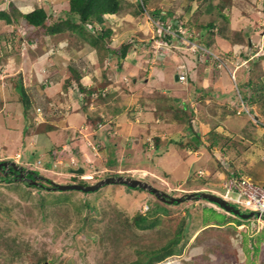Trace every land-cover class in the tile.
<instances>
[{"label": "rangeland", "instance_id": "obj_1", "mask_svg": "<svg viewBox=\"0 0 264 264\" xmlns=\"http://www.w3.org/2000/svg\"><path fill=\"white\" fill-rule=\"evenodd\" d=\"M137 1L122 0L120 10L104 22L110 29L104 46L127 43L126 63L144 71L138 76L143 78L133 82L128 71L125 79L115 75L122 63L109 58L104 47L97 48L70 31L43 34L25 25L19 14L42 6L52 11L54 19L65 11L68 0H0V10L17 17L11 23L0 18V161L15 162L23 174L38 172L34 186L25 180L0 179V264H130L144 261L147 252L165 245L180 228L175 252L163 257L167 264H264V214L257 218V212L219 195L227 179L226 167L236 176L264 183V0H230V4L226 0H147L142 11ZM154 8L160 14L169 10L174 17L186 15L187 28L181 30L206 45L209 53L200 49L193 53L188 44H165L157 38V26L162 25L160 17L149 13ZM207 22L213 24L210 32L195 27ZM211 52L223 64L218 66ZM170 55L175 57L169 59ZM178 55L185 57L183 63ZM103 64L107 67L100 70ZM184 65L189 69H182ZM72 69L79 77H90L95 87L107 76L115 82L113 105L99 99L91 109L109 110L108 117L102 111V130L88 126L82 131L71 119L78 121L85 113L73 114L70 97V108L62 105L61 112L55 98L51 101L48 96L51 86L59 91L70 85L79 88ZM181 69L184 81L175 79ZM154 70L162 74L155 75ZM69 76L71 82L66 83ZM97 76L105 78L100 81ZM202 77L211 80L210 85L220 81L221 90L201 91L193 86ZM20 81L27 108L18 90ZM141 84L146 86V97L140 87L136 92L132 87L134 96H139L132 108V92L127 88ZM189 87L192 91L196 87L197 94L214 93L209 102L217 103L201 107L197 99L204 98L197 94L193 101L189 96L182 99ZM174 95L180 99L174 100ZM156 101V110L161 111L152 120L144 112L149 108L154 112ZM116 106L124 110L119 130L113 125L116 118L110 117ZM62 116L67 125L52 139L61 143L49 146L51 136L46 135L52 128L39 123ZM203 116L211 118L206 121ZM146 119L152 125L147 126ZM123 122L130 125L129 133ZM194 132L198 137L190 138ZM180 140L190 144L180 145ZM79 167L83 173H74ZM113 175L138 178L170 196L212 192L238 212L205 197L168 203L145 189L120 183L88 192L48 189L47 180L93 184ZM139 214L147 216L152 226L137 228L133 218Z\"/></svg>", "mask_w": 264, "mask_h": 264}, {"label": "trees", "instance_id": "obj_2", "mask_svg": "<svg viewBox=\"0 0 264 264\" xmlns=\"http://www.w3.org/2000/svg\"><path fill=\"white\" fill-rule=\"evenodd\" d=\"M199 1V0H197ZM230 0H226L225 3H229ZM122 0H68L67 6L65 8V11H61V14L56 15V17L52 18V11H47L46 8L42 6H36L32 10L28 12H20V16H22V19L25 23V25L30 26L32 29H38V31L42 32L43 34H47L49 36H57L61 33H66L67 31H70L71 33H74L78 37H81L83 39H87L91 45L95 47H104V51L108 53L109 58L115 59V61L118 64H121L122 61L125 59L126 53H127V47L128 44H120L118 48L112 47V46H104L105 44V38L109 36L110 29L106 27L105 21L107 15L115 14L117 13L121 8ZM145 3L147 4V0H138L137 6L139 9L144 10ZM230 4V3H229ZM228 6V5H227ZM188 8V7H187ZM187 11V10H186ZM189 11V10H188ZM160 10L158 8H154L149 11L151 16L154 18L157 17L161 19L160 24L162 26H157V34L156 37H161L162 40L167 44H178L179 46H183L184 44H187V42L182 41L179 39L178 36H175L165 30L164 27L169 25L170 30L177 31L178 28L181 26L183 28H187L186 22L187 18L186 15L182 16H173L174 14L167 10L165 14H160ZM64 15V16H63ZM161 15V16H160ZM0 18L5 21V23H11L13 20H17V17L12 13L7 12V10L3 9L0 10ZM191 24V23H189ZM95 25H99V28L97 29ZM212 22H207L206 24L201 25H195V27L200 28H210L212 26ZM37 31V30H36ZM211 30L209 29V32ZM86 32H91V36H87ZM95 33V34H93ZM190 37H192L190 35ZM201 45V44H200ZM206 47V45H201ZM121 66V65H119ZM73 73L75 74L74 79H76V82L79 86V88L87 89L86 92L88 95H92V92H96L99 99L104 98V92L102 89L106 86L107 80H104L102 83H98L95 85H91L89 88H86L79 82V75L78 73L72 69ZM72 76V75H71ZM73 77V76H72ZM105 78V77H104ZM71 77L69 76L66 79V83H70ZM250 83V81H248ZM18 90L20 92L22 102L24 106L27 108L29 105L28 98L25 95V91L22 88V82L18 84ZM106 94V93H105ZM82 98L85 100L86 104L89 102L91 96L82 95ZM158 102H155V105ZM250 105V102L248 103ZM84 106V104H83ZM159 105H156L158 109ZM171 109L177 110L178 108L172 107ZM183 111L186 113V109H184V106H182ZM161 111V110H159ZM158 110H155L154 114H156L155 117L158 118ZM178 117V113H176ZM181 116V115H180ZM179 116V117H180ZM253 117H256L257 120L258 117L255 115H251ZM177 117L172 116L173 119H176ZM103 118L99 116H92L91 114L86 115V122L91 123L95 128H98L97 126H102L101 121ZM45 121V120H44ZM260 121V120H259ZM46 123L45 125L48 126V128H53L54 125L50 122H40L39 124ZM262 123V122H261ZM38 124V125H39ZM264 125V123H263ZM109 127L113 126L111 123L108 125ZM187 127L191 128V125L189 124ZM192 129V128H191ZM193 130V129H192ZM196 132V131H195ZM189 135V137L197 136V134ZM158 138H156L157 142ZM182 141V142H180ZM180 145H189L190 143L188 141L180 140ZM193 147H198V143L192 144ZM53 155L54 153L51 152ZM8 161V160H7ZM20 167V166H19ZM22 170L23 168L20 167ZM229 168H225L227 172V176H234L237 175L236 171L228 170ZM0 179L6 180V181H12V180H25L26 182H30L29 180H34L35 174H37V171H30L28 170L24 177L20 178L18 177V171L13 170L12 166L8 167H0ZM50 184V180H47ZM33 186L35 184L30 183ZM39 185V184H38ZM40 186V185H39ZM41 187V186H40ZM48 189H54V188H48ZM198 193V192H193ZM213 202V201H212ZM134 225L137 228H146L147 226H152V222H150L147 218V216L139 214V216H136L133 218ZM241 222H238V224ZM181 228L177 230L176 237L172 238L169 242H167L165 245L159 247L158 249H153L151 252L146 253V259L144 261L142 260H136L130 264H152L154 261H160L163 259V257L172 254L175 252V246L179 240L178 237H180Z\"/></svg>", "mask_w": 264, "mask_h": 264}, {"label": "crops", "instance_id": "obj_3", "mask_svg": "<svg viewBox=\"0 0 264 264\" xmlns=\"http://www.w3.org/2000/svg\"><path fill=\"white\" fill-rule=\"evenodd\" d=\"M201 30V29H200ZM214 35V34H213ZM215 41V40H214ZM211 46V45H210ZM136 55L137 54H135V57H136ZM198 54H196V56H197ZM172 57H175L174 55H170V58L169 59H172ZM178 57H179V60H180V62L181 63H183L182 61H183V59L185 58L184 56H179L178 55ZM126 59V58H125ZM125 59L122 61V64H121V66H117L116 67V69L118 70V72H114L115 73V75L116 76H118V75H120V76H124V79L126 78V72L128 73V74H132L133 76L131 77L132 79H133V82H137L138 81V79H141V78H143V77H138V76H141V74L143 75V73H144V71L143 70H139L140 68H136V66H133V65H131V63H126V61H125ZM105 60H107V59H105ZM104 60V61H105ZM182 60V61H181ZM113 61H115V59L113 60ZM112 61V62H113ZM107 63H111V61H109V60H107ZM130 64V65H129ZM112 65H114L113 63H112ZM101 66V65H100ZM138 66V65H137ZM107 66H104V64H103V66H101L100 67V70H101V68H102V70H105V68H106ZM152 67V66H151ZM182 69H186V70H188L189 69V66L188 65H184V67L182 68ZM182 69H181V71H182ZM113 71V69L110 71V72H112ZM155 71V70H154ZM156 73H155V75L156 74H159V75H161L162 73L160 72V71H155ZM106 74H107V72H106ZM134 74H136V75H134ZM146 75V74H145ZM98 77V76H97ZM98 79H99V77H98ZM104 78H100L99 80L100 81H102ZM106 79L108 80V82L106 83V86L102 89V91L104 92V100H108V103H110V104H112L113 103V97L114 98H116L117 97V92H115L116 90H112V86H113V83H115V82H113L112 81V79L110 78V77H106ZM208 79V78H207ZM210 79V78H209ZM144 80L146 81V85H147V82H148V78L146 77V78H144ZM217 79H215V80H213L212 82H213V84H211L210 85V82H211V80H206L205 78H201L197 83H193L194 85L193 86H196V87H200V89L199 90H209V89H211L212 88V90L214 89V88H216V89H219V90H221L220 88V86H219V84H218V82H220V81H216ZM79 82L83 85V86H85L86 88H89L91 85H93V80H90V77H82V74L80 75V77H79ZM139 82V81H138ZM123 85V84H122ZM128 85V84H127ZM71 88V89H67V88ZM125 87V86H124ZM132 87H134V89L132 88ZM141 88V91L142 90H144V92H143V96L144 97H146V91H145V89H146V86L145 85H143V84H141L140 86L139 85H133V86H128V90H130L131 92L134 90L135 91V89H140ZM148 87H150V86H148ZM190 87H191V85H190ZM188 88L187 89V91H186V94H184L183 96H182V99H183V97L184 98H186L187 96H189L190 98H192V99H190L191 101H193L194 99H193V97H196L195 95L197 94V89H196V87L194 88L195 90H193L192 91V88ZM206 87H208V89H205ZM55 88V86L53 87V86H51V87H49V90H48V96L50 97V99H51V101L55 98V100H56V107H58V105L59 106H61V112L63 111V106L62 105H66L67 104V107L68 108H70V105L68 104V100H67V98L68 97H70L69 98V100L72 102V103H74V104H72V105H75V108H74V110L72 111L73 112V114H75V113H77L78 115H80V113L79 112H81L80 110H82V114L84 115V113H85V116H83V118L81 119V118H76L78 121H76L75 120V117L73 116L72 117V119H71V121H72V123L73 124H75L76 125V127H78L77 125H79V129H80V126L83 128V130L82 131H84V130H86V129H89L88 128V126H90L91 128H93V130H94V126L93 125H91L90 123H87L86 122V115L87 114H91L92 116H99V117H101V118H103L104 116L105 117H108V112H109V110L108 109H106V108H104V109H102V110H98V108H94L93 110H91L93 107H94V100H99V98L98 97H96L97 96V93L96 92H92V95H88V93L86 92V90L87 89H82V88H76V87H74V85H70V86H68L65 90H62V91H59V90H55L54 89ZM114 88V87H113ZM116 89H118V88H116ZM133 89V90H132ZM150 89L151 90H153L151 87H150ZM161 89V91L164 93V89H163V86L160 88ZM156 90V89H155ZM138 91H140V90H138ZM137 91V92H138ZM136 92V91H135ZM135 92H132L131 94H132V100L134 101L132 104H131V107L133 108V107H135L134 105L136 104L135 102H138L139 101V96H134L135 95ZM152 92V91H151ZM106 93V94H105ZM119 93V92H118ZM64 94H65V96H64ZM87 95V96H91V98H90V100H89V102L86 104V102H85V100L82 98V95ZM214 93H209V92H203V93H201V94H197V95H202V97L204 98L203 100L205 101H202V99H197V100H200L199 101V105L202 107V105H204V103H208L209 102V100H213V98H214V95H213ZM67 95H68V97H67ZM150 95V94H149ZM191 95V96H190ZM66 98V100H65V98ZM110 97H112V98H110ZM150 97H152V96H149V98ZM173 98H174V100H178V99H180V97H179V95H174V96H172ZM53 98V99H52ZM141 98V97H140ZM143 98V97H142ZM49 99V100H50ZM196 99V98H195ZM102 100V99H101ZM217 101V100H216ZM54 103V102H53ZM52 103V104H53ZM54 103V104H55ZM194 103V102H193ZM209 103H211V102H209ZM215 103H217V102H213V103H211V104H215ZM83 104H84V106H83ZM113 105V104H112ZM207 105V104H206ZM199 106V107H200ZM55 107V106H54ZM55 107V108H56ZM198 106L196 105V108H197ZM67 108V109H68ZM108 108H110L111 109V107H108ZM149 108V107H148ZM113 109V111H117V112H115L114 113V115L112 116H110L111 117V121H113V119L114 118H116V123H114L113 125H114V127L116 126V128H118V130H119V127H118V125H120V120L121 119H119L121 116L123 117V108L122 107H118L117 108V106L116 107H113L112 108ZM118 109V110H117ZM152 109H155L156 110V105L154 106V107H152ZM151 109L149 108L147 111H145L144 112V114H147V115H149V117H150V119H156L155 118V115H154V112L153 111H150ZM200 110V109H199ZM97 111V112H96ZM102 111H104L106 114L104 115L103 113H102ZM112 111V112H113ZM99 112H101L100 114H99ZM111 112V113H112ZM108 114V115H107ZM113 114V113H112ZM104 115V116H103ZM154 115V116H153ZM207 117V116H206ZM208 118H211V117H208ZM208 118L207 119H205L204 118V116H203V120L205 119L206 121L208 120ZM81 119V120H80ZM147 120L146 119V123L145 124H147V126L148 125H152V120ZM61 120H62V122H61ZM69 120V119H68ZM110 120V119H109ZM119 120V121H118ZM46 122H50V123H52V125H54V128H52L51 130H49L48 131V133H47V137H50L51 136V142H50V144H49V146H51V144H58V143H61V141L59 142L58 141V139H57V141L56 142H52V139H54L55 137H57V135H56V133L58 132V131H60L61 130V127H63V126H65V125H67V121H66V119H65V117H57L56 119H52V120H50V121H46ZM109 122V121H108ZM59 123L60 124H62L61 126H60V128L59 127H57L58 125H59ZM111 123V122H110ZM125 124V126H123L122 128L124 129V130H126V132L127 133H129V127H130V125L127 123V122H123V125ZM44 126V125H43ZM84 126H86L85 127V129H84ZM98 128H96V129H101L102 127L101 126H97ZM59 128V129H58ZM128 129V130H127ZM102 130V129H101ZM99 133H101V131H99ZM126 133V134H127ZM102 134V133H101ZM32 136H34V135H32ZM53 137V138H52ZM33 145V144H32Z\"/></svg>", "mask_w": 264, "mask_h": 264}, {"label": "built area", "instance_id": "obj_4", "mask_svg": "<svg viewBox=\"0 0 264 264\" xmlns=\"http://www.w3.org/2000/svg\"><path fill=\"white\" fill-rule=\"evenodd\" d=\"M164 28L171 34L178 36L182 41L187 42V48L192 50L193 53L198 49L204 50L205 53L207 52V54L209 53L208 49L194 42L189 34L184 33L181 30L183 27L180 26L177 31L170 30L169 25ZM211 55L213 58L219 61L218 66L223 64L217 54L211 52ZM177 79L179 81H184L185 70H182L178 73ZM226 178L227 179L224 181V184L221 186L223 192L219 195L231 203L242 205L245 208L257 212V218H261V216L264 214V183L259 184L246 175L227 176ZM158 262V264H161V262H164L162 264L168 263L163 260Z\"/></svg>", "mask_w": 264, "mask_h": 264}, {"label": "water", "instance_id": "obj_5", "mask_svg": "<svg viewBox=\"0 0 264 264\" xmlns=\"http://www.w3.org/2000/svg\"><path fill=\"white\" fill-rule=\"evenodd\" d=\"M175 79H177V74H175ZM8 166H12L13 170H17L18 171V177L22 178L25 176V174H23V170L17 165L15 164V162L13 161H0V167H8ZM74 173L77 174H82L83 173V168L79 167L78 169L73 170ZM30 182H32L33 184L36 183V181L34 180H30ZM109 183H120V184H124L127 186H137L140 187L141 189H145L147 191H149L150 193L154 194L155 196H157L160 200L168 202V203H172V202H180L182 201L184 198H194L195 196L197 197H205L208 198L209 200L216 202L218 204H220L222 207H224L226 210H229L231 212H238L237 209H235L231 204H229L226 200L222 199L218 194H214L212 192H207V191H196L198 192L196 193H187L185 195H183L182 197H177V196H170L168 195L166 192L161 191L160 189L150 185L149 183L140 180L138 178H131V177H124L122 175H116V176H107L103 179H100L98 181H96L93 184H83V183H57L55 181L50 180V188H54L57 190H69V189H77V190H82V191H94L97 190L99 187L105 185V184H109ZM250 215H253V212L250 213ZM41 264H49L47 261L42 262Z\"/></svg>", "mask_w": 264, "mask_h": 264}, {"label": "clouds", "instance_id": "obj_6", "mask_svg": "<svg viewBox=\"0 0 264 264\" xmlns=\"http://www.w3.org/2000/svg\"><path fill=\"white\" fill-rule=\"evenodd\" d=\"M77 174V173H76ZM163 260V259H162Z\"/></svg>", "mask_w": 264, "mask_h": 264}, {"label": "bare ground", "instance_id": "obj_7", "mask_svg": "<svg viewBox=\"0 0 264 264\" xmlns=\"http://www.w3.org/2000/svg\"><path fill=\"white\" fill-rule=\"evenodd\" d=\"M88 178V177H87Z\"/></svg>", "mask_w": 264, "mask_h": 264}]
</instances>
